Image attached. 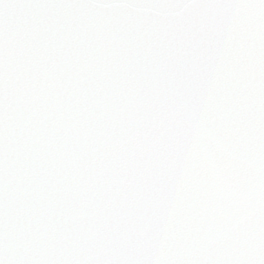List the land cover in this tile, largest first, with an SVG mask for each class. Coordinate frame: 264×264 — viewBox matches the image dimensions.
<instances>
[{"label": "snow or ice", "instance_id": "1", "mask_svg": "<svg viewBox=\"0 0 264 264\" xmlns=\"http://www.w3.org/2000/svg\"><path fill=\"white\" fill-rule=\"evenodd\" d=\"M0 264H264V0H0Z\"/></svg>", "mask_w": 264, "mask_h": 264}]
</instances>
